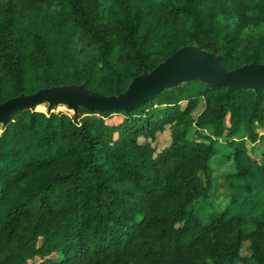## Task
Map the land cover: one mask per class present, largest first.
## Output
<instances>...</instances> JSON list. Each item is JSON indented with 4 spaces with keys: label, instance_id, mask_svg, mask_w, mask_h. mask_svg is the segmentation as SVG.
<instances>
[{
    "label": "trees",
    "instance_id": "1",
    "mask_svg": "<svg viewBox=\"0 0 264 264\" xmlns=\"http://www.w3.org/2000/svg\"><path fill=\"white\" fill-rule=\"evenodd\" d=\"M262 26L264 0H0V102L67 84L114 95L185 46L218 48L226 70L264 63ZM228 89L193 80L130 111H16L0 135V264H264V154L247 145L264 138V92ZM220 154L236 169L224 209Z\"/></svg>",
    "mask_w": 264,
    "mask_h": 264
},
{
    "label": "water",
    "instance_id": "2",
    "mask_svg": "<svg viewBox=\"0 0 264 264\" xmlns=\"http://www.w3.org/2000/svg\"><path fill=\"white\" fill-rule=\"evenodd\" d=\"M193 80L227 85V96L240 88L253 89L261 94L264 92V63L253 62L226 70L220 63L218 48L209 52L196 46H185L153 70L136 76L126 91L103 95L83 84L51 86L0 102V121L7 122L16 111L42 102L51 105L64 103L76 112L80 106L92 111H130L166 88H175Z\"/></svg>",
    "mask_w": 264,
    "mask_h": 264
},
{
    "label": "rangeland",
    "instance_id": "3",
    "mask_svg": "<svg viewBox=\"0 0 264 264\" xmlns=\"http://www.w3.org/2000/svg\"><path fill=\"white\" fill-rule=\"evenodd\" d=\"M253 34L256 36H264V26L254 28L251 30ZM96 51L94 47H86L85 51V57L87 59L95 56ZM187 102H182V107H186ZM205 108V101L200 98L199 105L194 109L193 111V117H197ZM34 109L37 111H43V112H61V113H68L72 114L73 110L69 107V105L64 103H59L57 105H51L49 102H42L36 106H34ZM79 112V110H78ZM84 115H87L85 113L82 114L81 117ZM5 121H0V135L5 130ZM197 127H193L190 132V138L198 137V134L196 133ZM259 131H262L258 127ZM202 134H212L211 128L206 127L204 129H201ZM262 133V132H260ZM200 138V137H199ZM172 137H171V130L169 125L166 126V130L163 133H158L156 141L154 142V146H156L157 149H164L165 147H168L170 145ZM142 141L144 139L142 138ZM225 146L226 140L225 138L218 142ZM247 145L250 146H256L257 153L256 157L262 156L264 154V138L261 140H258L257 142L253 143L251 141L247 142ZM236 169L234 168L233 161H230L222 154L219 156H216L213 158L212 163V177H213V191H212V199L213 202L219 206L227 204L228 201L231 200V190L228 183V174L231 172H235ZM204 183H206V176L205 174L202 175ZM207 184V183H206ZM250 229V227H248ZM251 254V250L249 246L246 244L245 247L242 249L241 256L242 257H248ZM236 264H243L242 261H238Z\"/></svg>",
    "mask_w": 264,
    "mask_h": 264
},
{
    "label": "crops",
    "instance_id": "4",
    "mask_svg": "<svg viewBox=\"0 0 264 264\" xmlns=\"http://www.w3.org/2000/svg\"><path fill=\"white\" fill-rule=\"evenodd\" d=\"M260 129H261L262 131H259V129L257 128L258 132H259V133L262 132V133H260V134H261V135H264V130H263L262 128H260ZM229 202H230V201H228L227 204L221 205V206H220V209H224V208H226V207L228 206Z\"/></svg>",
    "mask_w": 264,
    "mask_h": 264
}]
</instances>
